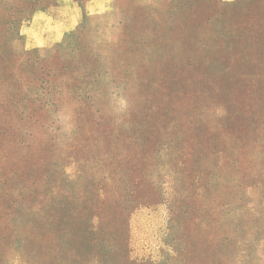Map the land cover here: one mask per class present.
I'll return each instance as SVG.
<instances>
[{
  "label": "rangeland",
  "instance_id": "rangeland-1",
  "mask_svg": "<svg viewBox=\"0 0 264 264\" xmlns=\"http://www.w3.org/2000/svg\"><path fill=\"white\" fill-rule=\"evenodd\" d=\"M87 1L0 0V264H264V0Z\"/></svg>",
  "mask_w": 264,
  "mask_h": 264
},
{
  "label": "crops",
  "instance_id": "crops-1",
  "mask_svg": "<svg viewBox=\"0 0 264 264\" xmlns=\"http://www.w3.org/2000/svg\"><path fill=\"white\" fill-rule=\"evenodd\" d=\"M112 0H88L89 13L105 12L111 6ZM231 3L236 0H218ZM80 9L78 5L69 1L57 7L54 14L39 11L33 14L26 30L27 47L39 46L60 40L65 34L73 30L79 21Z\"/></svg>",
  "mask_w": 264,
  "mask_h": 264
},
{
  "label": "trees",
  "instance_id": "trees-1",
  "mask_svg": "<svg viewBox=\"0 0 264 264\" xmlns=\"http://www.w3.org/2000/svg\"><path fill=\"white\" fill-rule=\"evenodd\" d=\"M238 1H241V0H237V1L231 2V4H235V3H237Z\"/></svg>",
  "mask_w": 264,
  "mask_h": 264
}]
</instances>
